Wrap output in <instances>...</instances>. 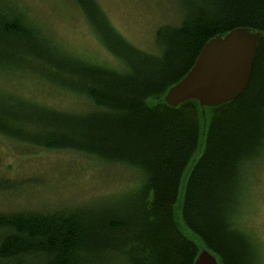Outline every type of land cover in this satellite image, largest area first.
I'll return each mask as SVG.
<instances>
[{
  "label": "trees",
  "instance_id": "1",
  "mask_svg": "<svg viewBox=\"0 0 264 264\" xmlns=\"http://www.w3.org/2000/svg\"><path fill=\"white\" fill-rule=\"evenodd\" d=\"M5 1L0 73L37 77L21 57L44 61L43 76L87 109L18 95L1 112L21 123L0 132L135 169L142 183L90 206L0 213V264H194L204 249L219 264H263L246 208L250 168L264 160V0H185L179 25L157 31L158 53L123 39L96 0H73L116 67L58 51ZM240 27L262 34L246 91L219 107L167 105L203 46Z\"/></svg>",
  "mask_w": 264,
  "mask_h": 264
},
{
  "label": "rangeland",
  "instance_id": "2",
  "mask_svg": "<svg viewBox=\"0 0 264 264\" xmlns=\"http://www.w3.org/2000/svg\"><path fill=\"white\" fill-rule=\"evenodd\" d=\"M96 1L123 39L149 53L159 52L157 31L166 24L179 25L185 10V0ZM5 3L18 5L58 51L109 67L118 65L73 0H6ZM21 58L24 62L20 68L40 75L28 76L18 70L0 73V126L18 127L21 123L1 112H12L18 95L63 111L87 109L73 95L55 89L43 76L42 72L52 73L49 64L32 57ZM249 179L247 224L256 237L264 264V160L252 164ZM141 183L142 175L135 169L101 162L71 150L49 149L30 138L0 132V213L90 206L127 193Z\"/></svg>",
  "mask_w": 264,
  "mask_h": 264
},
{
  "label": "water",
  "instance_id": "3",
  "mask_svg": "<svg viewBox=\"0 0 264 264\" xmlns=\"http://www.w3.org/2000/svg\"><path fill=\"white\" fill-rule=\"evenodd\" d=\"M261 32L236 28L210 39L189 72L166 93L167 105L197 100L201 107H219L239 98L249 87ZM194 264H219L202 250Z\"/></svg>",
  "mask_w": 264,
  "mask_h": 264
}]
</instances>
